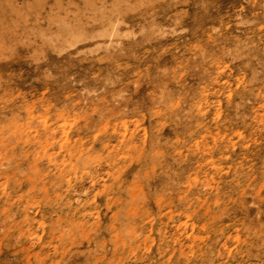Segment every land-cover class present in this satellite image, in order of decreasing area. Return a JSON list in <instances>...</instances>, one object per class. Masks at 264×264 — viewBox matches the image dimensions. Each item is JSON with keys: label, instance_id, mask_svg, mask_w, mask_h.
<instances>
[{"label": "rangeland", "instance_id": "rangeland-1", "mask_svg": "<svg viewBox=\"0 0 264 264\" xmlns=\"http://www.w3.org/2000/svg\"><path fill=\"white\" fill-rule=\"evenodd\" d=\"M0 264H264V0H0Z\"/></svg>", "mask_w": 264, "mask_h": 264}, {"label": "bare ground", "instance_id": "bare-ground-1", "mask_svg": "<svg viewBox=\"0 0 264 264\" xmlns=\"http://www.w3.org/2000/svg\"><path fill=\"white\" fill-rule=\"evenodd\" d=\"M104 13V12H103ZM103 16V15H102Z\"/></svg>", "mask_w": 264, "mask_h": 264}]
</instances>
